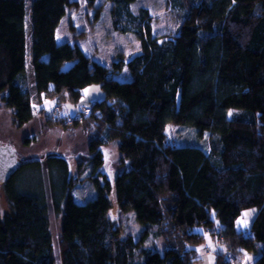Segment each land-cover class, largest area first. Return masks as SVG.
Returning a JSON list of instances; mask_svg holds the SVG:
<instances>
[{
	"label": "trees",
	"instance_id": "obj_1",
	"mask_svg": "<svg viewBox=\"0 0 264 264\" xmlns=\"http://www.w3.org/2000/svg\"><path fill=\"white\" fill-rule=\"evenodd\" d=\"M107 1L114 30L135 34L141 45L111 66L75 38L58 40L61 20L78 0H32L38 94L76 102L91 83L104 91L89 111L58 121L90 137L89 177L98 193L85 202L74 197L82 179L64 154L21 163L4 184L0 264H56L51 207L61 220V264H196L198 246L216 227L218 264H242L247 253L264 264V0H190L178 31L159 34L149 8L136 13L135 0ZM27 41L26 0H0V112L10 108L19 127L35 117ZM126 69L131 77L118 78ZM168 124L193 126L207 139L178 144ZM110 144L121 155L113 177L101 171ZM42 166L49 178L20 184L24 171ZM114 205L134 210L143 225L138 237L111 216ZM252 207L251 226L237 229L239 215ZM157 238L162 248L147 245Z\"/></svg>",
	"mask_w": 264,
	"mask_h": 264
},
{
	"label": "rangeland",
	"instance_id": "obj_2",
	"mask_svg": "<svg viewBox=\"0 0 264 264\" xmlns=\"http://www.w3.org/2000/svg\"><path fill=\"white\" fill-rule=\"evenodd\" d=\"M78 1V6L68 8L67 14L59 26L57 32L60 41L65 40V38H75L86 54L108 66H111L113 59L119 54L129 57L140 50V40L135 34L114 30L110 13L112 3L110 1L97 0L94 7H89L87 0ZM189 3L190 0H135L131 3V8L136 13L141 7L149 8L153 17L154 33H176ZM26 5L28 35L26 70L29 76L35 117L31 123L19 127L14 121L13 111L3 107L0 112V147L11 145L16 149L21 160L41 157L45 162L48 155L64 154L69 160L72 175L76 176L77 179H82L80 184L75 186L73 195L77 200L85 202L98 193L96 179L89 177V174L93 172V165L89 162L90 137L82 127L70 126L65 128L58 121L64 119L71 121L72 116L76 115L78 111L89 108L92 102L102 98L104 91L99 83H91L84 89V94L76 102L71 100L60 102L57 96L38 94L34 85L32 62V0H26ZM97 9H101L99 18H95ZM72 26L74 30H72ZM79 32H84V35L76 36ZM130 77L131 74L127 69L118 76L122 80ZM166 130L169 138L178 144L202 143L205 139L198 136L195 127L186 124H168ZM31 136H35V139H27ZM104 150L106 162L101 167V171L113 177L120 169L121 155L116 144H110ZM49 175V170L45 166L40 169H28L19 178V182L23 185L36 187L40 184V179L49 178ZM4 184L5 182L0 184V212L8 209ZM220 204L222 207L228 206L225 202H220ZM255 211H257L255 207L243 210L238 217V227H244ZM110 214L115 220L124 223L127 232L134 233L136 237L139 236L143 225L137 220L134 210L123 213L117 205H114ZM50 220L54 235V256L56 264H61L59 241L61 220L52 207L50 208ZM216 233H209L212 242L207 251L213 253L217 259L218 255L212 248L216 242L214 240ZM147 245L162 248L164 242L162 238H157Z\"/></svg>",
	"mask_w": 264,
	"mask_h": 264
},
{
	"label": "water",
	"instance_id": "obj_3",
	"mask_svg": "<svg viewBox=\"0 0 264 264\" xmlns=\"http://www.w3.org/2000/svg\"><path fill=\"white\" fill-rule=\"evenodd\" d=\"M30 159L21 160L16 152V149L11 145L0 147V184L14 174L21 163L27 162Z\"/></svg>",
	"mask_w": 264,
	"mask_h": 264
},
{
	"label": "crops",
	"instance_id": "obj_4",
	"mask_svg": "<svg viewBox=\"0 0 264 264\" xmlns=\"http://www.w3.org/2000/svg\"><path fill=\"white\" fill-rule=\"evenodd\" d=\"M64 17L62 18V20L64 19ZM62 20H61V22H62ZM58 30H59V27H58ZM57 37H58V32H57ZM67 39L68 38H65V40H67ZM62 41H64V40H62ZM256 214H257V211L254 212L252 218L249 219L248 223L245 224L244 227L239 228L238 222H237V229H248L251 226ZM237 221H238V219H237ZM211 242H212L211 238H209V236H207V239L202 244H200L198 246L200 260L196 264H218L215 255L213 253H210L207 251L208 247H210V245H211ZM256 256H257L256 254L247 253L242 264H253Z\"/></svg>",
	"mask_w": 264,
	"mask_h": 264
},
{
	"label": "built area",
	"instance_id": "obj_5",
	"mask_svg": "<svg viewBox=\"0 0 264 264\" xmlns=\"http://www.w3.org/2000/svg\"><path fill=\"white\" fill-rule=\"evenodd\" d=\"M84 111H89V108H84ZM220 231H221V228L220 227H216V232L217 233L215 232L216 234H215V239H214V240H216V242L213 245L214 247H212L216 254L220 253L221 246H222V244H221L222 243V237L220 236ZM225 258L232 259L233 258V254L231 252H227Z\"/></svg>",
	"mask_w": 264,
	"mask_h": 264
},
{
	"label": "snow or ice",
	"instance_id": "obj_6",
	"mask_svg": "<svg viewBox=\"0 0 264 264\" xmlns=\"http://www.w3.org/2000/svg\"><path fill=\"white\" fill-rule=\"evenodd\" d=\"M245 215H247V214H245Z\"/></svg>",
	"mask_w": 264,
	"mask_h": 264
}]
</instances>
